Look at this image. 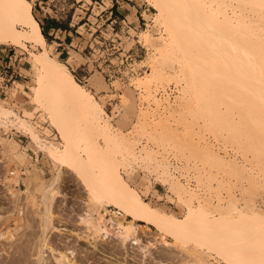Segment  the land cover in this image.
Instances as JSON below:
<instances>
[{
  "label": "rangeland",
  "instance_id": "rangeland-1",
  "mask_svg": "<svg viewBox=\"0 0 264 264\" xmlns=\"http://www.w3.org/2000/svg\"><path fill=\"white\" fill-rule=\"evenodd\" d=\"M28 1L31 4V13L37 22L42 19V16H45L48 21L56 20L60 23L61 32L46 38V43L52 45L49 55L63 63H66L67 59L71 57L73 62L67 65L68 70L72 73L74 79L89 90L101 106L103 105L104 111L108 115L106 120L111 126V134L116 136L117 133L119 135V130L122 131L121 134L124 133L122 135L125 137L126 142L128 141L127 144L129 143L128 150L130 154L134 156L131 151H136L134 152L135 159L131 155L129 157L125 155L123 161H120V167L125 163H131L132 168L129 171L135 169L134 174L140 173L139 176L149 171L148 175L152 177V185L157 186L158 189L159 185L155 184L156 182L159 184L161 179L162 183L167 182L163 181V177H165V180L168 178L166 173L167 170L169 172L170 164L165 159L168 160L169 157L174 164L180 166V170L182 169L187 176L190 175V180L193 175V178H198L197 181L200 180V183L197 182V184H202V188L198 185L200 189L198 187V190L195 191V193L200 194L197 193L198 196L193 191H187L190 192L191 196L193 193L195 194L191 199L193 203H191L194 205L195 200L198 197L201 199L204 194L206 202L210 204L211 211H214L213 207L217 203L227 208H234V205L238 208H246L251 205L250 202L253 200L264 198V115H260L261 118H259L258 115L254 114V111L258 108L263 109L262 101H259L252 88H249L252 84L249 79L253 76L244 81L248 82L250 86L242 83L245 80L243 77L244 72L251 75V70L248 72L247 65L245 68H243L245 65H237L239 62L234 61L236 57L227 54L232 50L228 43L224 41L223 38L225 37L220 39L217 36L218 39L213 36L218 35L219 32L221 36H226L228 41L240 45L242 36H240L239 30H235L232 28L233 26L218 24L220 23L218 21L217 24L215 22L213 25L210 24V27L214 26V29H216L210 31L217 32L216 34L215 32L212 33V36L219 41V45L217 42L216 45L211 40L213 37L208 34L211 32L205 31L202 27L203 24H205L204 28L208 26L205 22L203 23V17L199 18V21L202 22H198V19L194 20L197 13L204 16L203 12H195L194 14L196 10L191 11V9H188L187 13L185 11L187 16L184 15L186 17L183 21H179L182 19H179L180 17L177 15V12H181V10L176 11L177 18L173 16L175 20L170 22V19L163 21L159 12L154 10L147 0ZM240 7L249 13L264 12V8L255 5H240ZM182 14L183 12L179 16ZM192 15H194L193 18ZM173 17L171 18L173 19ZM188 18L195 21H193L195 24L192 23L197 26H194L195 28L200 27L202 30L200 28L198 31L194 30L195 28H192L193 25L191 26ZM218 20L220 19L218 18ZM198 32L200 34L204 33V35H200ZM144 34L154 39V46L157 49L142 41L144 40ZM208 38L210 41H208ZM211 41L214 45L210 44ZM220 47L223 54L219 49ZM61 50L63 55H58ZM31 52L38 53V51L31 48L30 44H26V48L0 45V85L3 88V90L0 89V103L11 109L18 117H22L23 109L33 110L32 107H35V105L29 104L28 99L23 94L24 92L31 93V88L36 86L39 77V73L31 65ZM226 58L230 59V62L233 60L234 66L229 65L232 63H227ZM244 64L249 65L250 62ZM258 65L262 75H264V65L261 62H258ZM228 66H232L233 69L240 67L245 71L241 73L242 75L237 76L236 72H241L239 68L235 71L236 76L233 77L234 74H232L231 77L226 71L232 73L234 70L232 71L229 67L230 70L228 71ZM152 68L162 73L159 80L152 81L149 77ZM134 70L136 74H133ZM226 74H229V77ZM91 79H97L96 82L100 81V85H104L105 88L98 86L100 88L97 90L98 87L93 86L92 82L94 83V81ZM148 79L151 82L147 86L135 84L137 81L143 83ZM252 81H254V78H252ZM256 81L254 82L256 83ZM254 82L252 86H255ZM1 91H4V93L1 94ZM168 102H170V105ZM145 108L146 110H144ZM24 119L33 123L34 130L40 139L51 142L53 146L56 145L55 147L58 146V148L64 144L57 130L53 128L48 113L43 109H36L33 111L32 117L27 118L24 116ZM22 130L18 122L12 126L7 124L6 128L3 124L0 126V135H3L2 137L5 139L3 141L7 140L4 143L2 142L3 147L0 145V152L3 149L4 151L8 149L6 155L0 153V262L2 264H11L9 262H12L10 260L13 259L15 261L19 260L20 264L25 263L26 259L27 262L30 259L31 264L35 262L36 256L33 253L41 234L40 214L42 206L39 200H41L40 195L42 196L43 192L40 190L42 191L40 194L37 189H41L42 185H50L51 183H55L54 186L57 184L56 187L52 186L55 190L60 186V189L57 190L59 196L51 201L50 206L52 215L54 214V223L57 228L66 229L70 233L63 232L62 234V232L51 231L47 234L51 238L47 237V243L54 250L65 252L62 247L64 243L61 241L68 242L69 247L74 248L72 255L67 253L68 258L72 257L73 263L184 264L185 261L190 259L185 253L186 251L160 244H156L154 248L143 253V246L146 241L151 240L153 234L142 235L138 244L128 243L124 246L119 244L116 234H112L105 239L98 238L94 247L87 240L75 239V232L84 234V228L78 224L76 219L79 214L81 215L87 209L85 202L89 201H87L86 191L73 172L65 168L62 177H60L61 179L58 178V181L55 180L54 182L53 180L58 175L57 169L60 166L49 159L46 148L41 150L36 147L31 142L29 135ZM121 134L120 137H122ZM120 137L118 136V138ZM97 143L100 147H104L103 139L98 138ZM214 144L217 146L215 147ZM142 145H144L143 150ZM217 147L224 148L229 152V155L224 153L225 150L222 153L219 148L216 149ZM140 150H142L144 156L142 152L139 153ZM211 151L213 154H211ZM221 154L223 155L221 156ZM33 155L38 157L37 162L34 161ZM211 155H214V157L220 156L219 162L221 163L217 162L218 157H216L217 160L214 159V163L213 158L210 157ZM31 157L32 159H30ZM146 157L150 159L148 161L150 164L147 162ZM208 157L211 159H208ZM140 159H142L143 165L148 164L149 166H143L139 161ZM155 159L158 160L156 161L157 164L160 162L158 165L161 164V170L157 168L159 166L156 165ZM225 160L228 162L226 163ZM16 170L18 171L17 175L20 174L21 177L15 185L14 181H7L5 178L11 177V175L7 176L8 171L12 173ZM158 170L162 171L160 178L155 175L156 173L160 175ZM129 171L128 173H130ZM54 174L56 177H54ZM194 175L197 177H194ZM21 179L23 182L20 181ZM9 187L15 192L13 195L8 191ZM187 192L184 195L185 197L181 196L182 198L179 197V200L184 198L182 200L184 201L188 195ZM230 195L234 199H231ZM191 196H188V198H192ZM150 197V195L147 196L148 200ZM204 197L202 199H205ZM246 199H250V201H246ZM152 201L155 202L154 199ZM243 201L245 204L249 201V205L243 206ZM175 203L177 206L171 207L172 212H177L178 208L185 211L184 204L180 201ZM35 204H37L36 208ZM108 210L113 211V208L108 207ZM183 214L184 212L180 215ZM151 230L153 231V228ZM3 234L8 236L9 241L6 239L7 236ZM8 234L12 237L9 238ZM17 234H20L22 240ZM23 234H28V236L25 235L28 239ZM23 238L25 239L23 240ZM30 240L31 243H28ZM10 241L13 244L19 241L17 243L23 244V247L19 244L18 247L16 244V248L15 244H12L11 249ZM170 242L171 240L168 239V243ZM192 247L203 255V261L198 264H226L215 254L205 249L204 246L200 249L195 245ZM1 248L2 251L4 249V252L1 251ZM19 249L22 250H20L21 252L25 251L23 252L24 255L22 253L23 256L19 255ZM12 250L13 252L16 251L12 253ZM26 250L29 251L30 255L28 252L26 253ZM41 251L45 258L43 264H53L51 256L55 253L46 247ZM15 253H18V255ZM9 256H12V258ZM17 256H22L21 259L24 262ZM5 259H9V262ZM29 262L28 264H30Z\"/></svg>",
  "mask_w": 264,
  "mask_h": 264
},
{
  "label": "bare ground",
  "instance_id": "bare-ground-1",
  "mask_svg": "<svg viewBox=\"0 0 264 264\" xmlns=\"http://www.w3.org/2000/svg\"><path fill=\"white\" fill-rule=\"evenodd\" d=\"M87 1L90 2V0ZM147 1L150 4V6L153 7L154 10L159 12V15L161 16L163 21H166L168 19H170V22L174 21L175 18H177L175 15L176 11L179 10H181V12H177V15L178 17H180L179 19H182L179 21H183L187 16L186 15L187 10L191 9V11L196 10L194 11V14L195 12H203L204 16H202L201 13H199L201 16L200 17L199 14L197 13V17L195 14V16L192 15V18L194 16L195 18L194 20L198 19L197 21L200 22L201 20L199 21V18L203 17L202 18V20H204L203 23L205 22L206 25H208L209 27L213 25L214 22L216 24L220 22L218 24L222 23L225 26L226 25H229L230 27L233 26L232 28H234L235 30H239L240 32L239 34L240 36H242L241 37L242 42L240 45L236 42L233 43L231 41H228L227 37L223 35L221 36L220 35L221 33L219 32L217 35L216 34L217 32L214 31L216 35L213 36L216 37L218 36L220 39H222V37H225L223 38L225 39L224 41L228 43V45L232 50L227 54H230L229 56L236 57L234 58L235 59L234 61H236L237 63L239 62V64L237 65L240 64L241 66L245 65L243 68H245L247 65L246 69L249 68L248 72L249 70H251L250 72L251 75H247L248 73L246 74V72H244L245 70L241 69L240 67H239L240 69L238 67L233 69L232 66H234L235 63L233 64V60H231L230 62L229 61L230 59L226 58L227 63H232L229 64L232 66L227 67L228 71L230 70L229 67L231 68L232 71L234 70V72L232 73L230 71L229 72L226 71V73H229L230 76L234 74L232 76L235 77L236 73L238 74L237 76H239L242 75L241 74L242 72H244L243 77L245 78V80L241 82L243 83V85H247V86L249 85V83L244 82L246 81V79L248 80V78H251L253 76L252 78H254V81L257 80L255 83L254 81H252V78L249 79V82H252V84L253 82L255 83L254 84L255 86H252V84L250 83L251 86L249 85L250 86L249 88H252L253 93H255L256 96L259 98L258 100L262 101L261 105L263 106V109L261 110L260 108H258L256 111H254V114L258 115L259 118H261L260 115H264V75H262L261 70L259 69L258 62H261L262 65H264V12L256 11L249 13L245 10H242L240 5H255L256 7L264 8V0H147ZM182 12H183L182 14L183 16L182 15L179 16V14H181ZM184 15L186 16L184 17ZM171 17H173V19ZM218 18L220 20H218ZM194 20L193 19L188 20L191 26L193 25L192 28L195 26ZM203 25L205 26V24ZM204 26H202L203 29L208 32H211L210 30L214 29V26L210 27L212 29H210L208 26L204 28ZM199 28H195L194 30L198 31ZM200 30L202 29L200 28ZM199 32L198 34H200ZM214 32L208 34L211 37H213L212 33ZM200 35H204V33L203 34L201 33ZM143 37L144 40L142 41H144L146 44H149L152 47L154 46V39H152L147 34H144ZM217 38L213 37V39L216 40L211 39L213 42H215L214 44H216V42L218 44L219 38L218 39ZM208 41H210V39ZM212 41L210 44L214 45L212 44ZM26 44H30L31 48L34 51H38V53H34V52L30 53L32 58L31 65L39 73L37 84L36 86L31 88V93H27V92L23 93L28 99L29 104L35 105V107H32L33 110L23 109L22 117H18L16 113H14L11 109L4 107L0 103V123L1 125L2 124L5 125L6 128L7 124L12 126L18 122L20 128H22L25 131V133L29 135L31 142L34 145H36V147L40 148L41 150H44V148H46L47 150L46 153L49 159L60 166V168L57 169L58 170L57 177L55 175L56 173L54 174L55 175L54 177H56V179L53 180L54 182L55 180L57 182L58 178L61 179L60 177H62L63 171H65L63 169L65 168L69 171H72L75 177L77 178L78 182L82 185V187H84L87 194V201L89 202L87 203L85 202V206L87 208L86 211L83 212L81 215L79 214L76 219L78 224L82 225V227L84 228V234L75 232L74 233L75 239L82 238L84 240H87L88 243L92 244L94 247L96 245V240L98 238L105 239L112 234H116V237L119 239V244L121 246H124L128 243L138 244L141 241L140 237L142 235L153 234L151 236V240L146 241V244L143 246L142 248L143 253L148 252L151 248H154L156 244L171 246L173 248L175 247V248H179L180 250L186 251L185 253H187L188 258L190 259L185 261L184 264H198L203 261V257H202L203 255H201L200 252L194 250V247L192 246L195 245L198 246L199 249L202 246H204L205 249L215 254L220 260H222L226 264H264V200H263L264 198L261 197L262 200L252 199L253 201L250 202L251 205L247 207L246 205H249L250 199H246V201L249 200L248 202H246L247 204H245L244 201H243L244 204L241 202L242 205L243 206L245 205L246 208H243L242 205H241L242 208H238L236 205H234L235 206L234 208H230V207L227 208V207H222L220 206L219 203H217L215 207H213L214 211H211L210 204L206 202L207 200L203 196L204 195L203 193H202L203 194L202 197H204L205 199H202V197L200 199L198 197V199L195 200L196 203L194 205L192 204L193 202L191 201V199H193V196L195 194L197 195L198 192L195 193V191L198 190V187L200 189V186L202 184L201 185L197 184V182L200 183L199 182L200 180L197 181L198 178L197 179L193 178V175L190 180L189 177L190 175L187 176L182 169L181 171L179 168L180 166H178V164H174L169 157L168 160L165 159V161H168L170 164V168L168 167L169 172L167 170L166 173L168 174L167 176L168 180L167 179L165 180V177H163L164 179L163 181L164 182L167 181V182L162 183L161 181L162 179L159 180V184L156 182L155 184L159 185L158 189L157 186L152 185V179H151L152 177L148 175L149 171L147 169H146L148 171L147 173L146 172L144 174L142 173L141 175L143 176L141 175L139 176L140 173L136 175L134 174L135 169L134 170L131 169L132 172L129 171V169L132 168L131 163L130 164L125 163L122 167H120L121 165L120 161H123L125 155H128V157L130 155L132 156V154H130L128 150L129 143L127 144L128 141L126 142L125 137L122 135L124 133L121 134L122 131L120 132L119 129H117L119 130L118 131L119 135L118 133L117 135L120 137L121 134L122 137L118 138V136L116 135L117 136L116 138L115 135L113 136V134H111L110 131L111 126L109 122L106 120L108 118V115L105 113L103 105L101 106V104H99L96 101L93 94L89 90L85 89L82 85H80L74 79L72 73L68 70L67 65H70L73 62L71 60V57L67 59L66 63H63L55 58H52L49 55L50 51L52 50V45H48L46 43V40L40 31L38 22L35 20V18L31 13L30 1L0 0V45L26 48ZM153 48L157 49L155 46ZM219 49L220 51H222L223 54V50L221 49V47ZM220 51L219 53L221 54ZM227 59L229 62L227 61ZM245 62L246 63L250 62V64L249 65L244 64ZM238 69L241 72L235 73V71ZM229 74L226 75H228L229 77ZM149 77L151 78L152 81L159 80L162 77V73L152 68ZM93 81L94 83L91 81L93 86L104 87V85H100L101 83L100 81L96 82L97 79L96 80L94 79ZM150 82H151L150 79H148L143 83L141 81H137L135 84H137L138 86L141 84L142 86L143 85L147 86L148 83ZM100 87H98L97 90ZM168 104L170 105V102H168ZM38 108L43 109V111L48 113L53 128L57 130V133L59 134L60 138L63 140L64 144L60 148H58V146L55 147L56 145L53 146L51 142L40 139L38 134L34 130L35 127L33 123H30L29 121H26L24 119V116L27 118H30V116L32 117L33 111H35ZM144 110H146V108ZM131 125L133 124L131 123ZM127 132L129 133V131ZM2 136L3 135H0V145H2L3 147L4 145L3 143L6 142L7 140L3 141L5 139H3ZM98 138L103 139L104 147H100L98 145L97 143ZM143 146L144 145H142L141 147L142 150L144 148ZM216 146L217 145H215V147ZM218 148L219 147H217L216 149ZM221 148H219L220 149L219 151L222 152L223 150H225L224 148L223 149ZM142 150H140L139 153H141ZM7 151L8 149L5 151L3 149V151H1L0 153L1 155L2 154L6 155ZM225 151L224 153L229 155V152L228 151L225 152ZM132 152L134 155L132 157L133 158L136 157L134 154V152L136 151H131V153ZM139 153L138 156H140ZM211 154H213L212 151ZM222 155L223 154H221V156ZM146 156L148 157V155ZM210 157L213 158L212 159L213 161L214 159L217 160L216 157H218L217 162L219 164L221 163L219 162L220 156L214 157V155L213 156L211 155ZM211 158L208 157V159ZM8 159L10 160V158ZM142 159H140L139 161L141 162ZM146 160L147 162L150 161V159L148 158ZM158 160L155 159L154 160L155 163ZM144 162L146 163L145 157H144ZM225 162L227 163L228 161L225 160ZM158 164L156 163V165ZM138 165L139 164L137 163V166ZM156 165L155 168L157 167ZM160 165H158L159 167L157 168L160 169ZM162 166L161 168L162 170H164ZM17 170L12 173L8 171L7 176L11 175V177L5 178L7 181H11V182L14 181L15 185L17 183V180L21 177L20 174L17 175L18 174ZM152 170L154 169L152 168ZM128 171L130 173H128ZM155 171L157 172V169ZM161 172L162 171L158 172L160 173V175H157V173L155 175L157 177L159 176L158 178H160ZM123 173L126 174L125 178L123 177L124 176ZM194 177L197 176L194 175ZM23 180L25 179L23 178ZM20 181H22V179ZM53 184L51 183L50 185L49 184L42 185L41 189L39 188L37 189L39 190L40 194L42 191L43 192H42V196L40 195L41 200H39L42 206V211L40 214L41 234L39 235L38 238L39 240H37L38 243L36 244L37 245V247L35 248L36 250L33 253L36 256V260L34 258L36 263L35 262L34 263L43 264L45 262V258L43 257V252L41 250L44 247H46L51 252L55 253V255L51 256L53 264H71V263L75 264L72 261V257L68 258L67 256V253L72 255L74 252V248L69 247L68 242H66L65 240L61 241L64 243L62 247L65 249V252L57 251V249L54 250L47 243L48 242L47 234L51 231L53 232L55 231L56 233L62 232V234L63 232L70 233V231H67L66 229L57 228V226L54 223L53 220L54 214L52 215L50 206H51V201H54V198L59 196V192L57 190L60 189L59 188L60 186L57 187L58 189L56 188L57 190H55V188L52 187L54 186ZM56 185L54 187H56ZM173 186L175 189L172 188ZM9 188L8 191L13 195L15 192H13L11 188L10 189ZM173 189L175 190V192L173 191ZM188 190L190 192L193 191L195 194L193 193L191 196L189 194L190 192H187ZM176 191L178 194L179 193L180 194L178 195ZM186 192L188 193V195L186 194L187 199L185 198L184 201H182L184 198L179 200L180 199L179 197L181 196L183 197ZM149 193H151L152 195L148 200L147 195ZM188 196L192 197V198L189 197L190 201ZM230 198L234 199L233 196L231 195ZM152 199H154L155 202L152 201ZM179 201L182 204H184L183 206H185L184 208L185 211H183L182 208H178L177 212L175 213L172 212L170 210L171 207L176 205L175 202L179 203ZM36 205L37 204H35V208ZM108 207H112L113 211L108 210ZM183 212L184 214L180 215ZM151 228H153V231L151 230ZM3 235L7 236L5 234ZM25 235L28 236V234ZM25 235L23 234V236ZM17 236L20 238V234L19 235L17 234ZM10 237H12V235H9V238ZM7 238L8 236L6 237V239ZM26 238L28 239V237ZM24 239L25 238H23V240ZM29 239H30V235H29ZM168 239L171 240L170 243H168ZM7 240L9 241V239ZM10 242H11L10 248L12 249L13 243L12 241ZM17 242L16 244L18 246L19 243ZM7 243L9 244V242ZM28 243H31V240ZM16 244L15 247L17 248ZM50 244L54 245V243L52 242H50ZM69 249L71 250L69 251ZM20 250L21 249L18 250L20 252L19 255H22V253L25 251L21 252L22 250L21 251ZM2 252H4V249ZM8 252L5 253L7 254ZM14 252L12 250V253ZM27 252L29 254V251L26 250V253ZM15 254L18 255V253ZM22 256L21 257L17 256V257L21 259L23 258ZM9 257L12 258V256ZM13 258L17 260L15 256H13ZM9 259H7L8 262ZM13 260H10L12 262L9 263L20 264L19 260L17 261L14 260V262ZM26 260L25 263L27 262ZM22 262L24 261L22 260ZM28 262L26 264H28ZM0 263L2 264V262Z\"/></svg>",
  "mask_w": 264,
  "mask_h": 264
},
{
  "label": "crops",
  "instance_id": "crops-1",
  "mask_svg": "<svg viewBox=\"0 0 264 264\" xmlns=\"http://www.w3.org/2000/svg\"><path fill=\"white\" fill-rule=\"evenodd\" d=\"M38 25L40 27V31L43 30L46 36H53V34H56L57 32H61L60 23L57 22L56 20L48 21L45 16H42V19L38 22ZM64 32H65V29H64ZM61 54L63 55L62 50L58 53V55H61Z\"/></svg>",
  "mask_w": 264,
  "mask_h": 264
},
{
  "label": "built area",
  "instance_id": "built-area-1",
  "mask_svg": "<svg viewBox=\"0 0 264 264\" xmlns=\"http://www.w3.org/2000/svg\"><path fill=\"white\" fill-rule=\"evenodd\" d=\"M133 74H136L135 70L133 71ZM133 74H132V75H133ZM132 75H131V76H132ZM1 86H2V85H0V89L3 90V88H2ZM2 93H4V92L1 91V94H2ZM49 137H50V136H49ZM33 157H34V158H33L34 161L37 162L38 157H36L35 155H33ZM30 159H32V157H31ZM40 160H41V159H40ZM149 195L151 196L152 194L149 193L147 196H149Z\"/></svg>",
  "mask_w": 264,
  "mask_h": 264
},
{
  "label": "trees",
  "instance_id": "trees-1",
  "mask_svg": "<svg viewBox=\"0 0 264 264\" xmlns=\"http://www.w3.org/2000/svg\"><path fill=\"white\" fill-rule=\"evenodd\" d=\"M41 32H42V35L44 36V38L46 40L47 36L45 35L44 31L42 30Z\"/></svg>",
  "mask_w": 264,
  "mask_h": 264
}]
</instances>
